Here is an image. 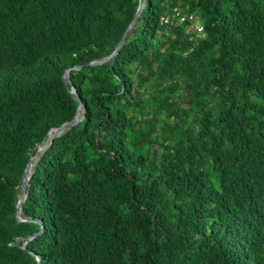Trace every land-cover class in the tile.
Returning a JSON list of instances; mask_svg holds the SVG:
<instances>
[{"label": "trees", "instance_id": "1", "mask_svg": "<svg viewBox=\"0 0 264 264\" xmlns=\"http://www.w3.org/2000/svg\"><path fill=\"white\" fill-rule=\"evenodd\" d=\"M141 2L0 0V264H264V0H147L87 65Z\"/></svg>", "mask_w": 264, "mask_h": 264}, {"label": "water", "instance_id": "2", "mask_svg": "<svg viewBox=\"0 0 264 264\" xmlns=\"http://www.w3.org/2000/svg\"><path fill=\"white\" fill-rule=\"evenodd\" d=\"M146 2L147 0H142L133 20L131 21V23L129 24V26L127 27V29L125 30L122 38L120 39L116 49L114 50V52L109 55L108 57H105L104 59L102 60H98V61H92L90 63H88L87 65L89 66H96V65H100V64H103V63H106V62H109V63H112L113 59L115 58V56L118 54L119 50L121 49L122 45L124 44L126 38L128 37V35L130 34L131 30L133 29V27L135 26L137 20L139 19L141 13L143 12V9L146 5ZM82 66H75L71 69H79L81 68ZM70 69L66 70L63 74V80L66 84H69L70 87H71V91L70 93L72 94V96L74 97V99L78 102V109H77V113H76V116L75 118L69 122V123H66V124H63L61 125L60 127H57V128H53L52 130L49 131V133L45 136L44 138V141L41 142L39 145H38V151L35 155H31L27 165H26V168L24 170V173L22 175V181H21V185H20V194H19V200H18V203H17V209H16V214H15V217L18 221H22V222H31V221H34V222H37L39 224L40 221H37V220H33L31 218H28L24 215L23 213V210H22V205L23 203L25 202V200L28 198V189L30 187V178H31V175H32V172H33V167L34 165L38 162V159H39V156L42 155L48 148L49 146L51 145V142L53 139H55L56 137L58 136H61L63 133H65L66 131L70 130L71 128H73L74 126L76 125H79L83 119V105L81 103V101L79 100V98L77 97L76 93H75V88L73 87V85L71 84V81L69 79V75H68V72H69ZM54 131L53 135H51V133ZM49 139V144L46 145V146H43L44 142ZM41 233V230L32 235V236H27L25 238L26 242L24 243L23 245V249L26 251V245L27 243L32 239L34 238L36 235L40 234Z\"/></svg>", "mask_w": 264, "mask_h": 264}, {"label": "built area", "instance_id": "3", "mask_svg": "<svg viewBox=\"0 0 264 264\" xmlns=\"http://www.w3.org/2000/svg\"><path fill=\"white\" fill-rule=\"evenodd\" d=\"M197 17L192 15V14H188L186 12H184L181 9H174L173 10V14L172 16L163 18V22L165 24H171V25H179V24H183L186 21H190L192 22V28L196 30V32L201 35L202 37L205 36L204 33V28L201 25V23L199 22V25L197 27L194 26V23L197 21Z\"/></svg>", "mask_w": 264, "mask_h": 264}, {"label": "rangeland", "instance_id": "4", "mask_svg": "<svg viewBox=\"0 0 264 264\" xmlns=\"http://www.w3.org/2000/svg\"><path fill=\"white\" fill-rule=\"evenodd\" d=\"M198 25H199V20H197V21L194 23V26H195V27H197ZM47 142H48V141H47ZM47 142H45V143L43 144V146H46V145H47V144H46Z\"/></svg>", "mask_w": 264, "mask_h": 264}, {"label": "bare ground", "instance_id": "5", "mask_svg": "<svg viewBox=\"0 0 264 264\" xmlns=\"http://www.w3.org/2000/svg\"><path fill=\"white\" fill-rule=\"evenodd\" d=\"M54 131L51 133V135H53Z\"/></svg>", "mask_w": 264, "mask_h": 264}]
</instances>
